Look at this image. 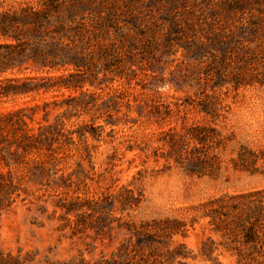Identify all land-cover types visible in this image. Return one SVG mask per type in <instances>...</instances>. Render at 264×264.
Masks as SVG:
<instances>
[{
  "label": "rangeland",
  "instance_id": "1",
  "mask_svg": "<svg viewBox=\"0 0 264 264\" xmlns=\"http://www.w3.org/2000/svg\"><path fill=\"white\" fill-rule=\"evenodd\" d=\"M38 1L0 0V11ZM62 1L44 44L63 42L79 68L21 63L24 73L6 78L73 88L0 99V115H27L0 123V264H264L263 233L249 251L212 218L264 192V68L247 59L264 63V0ZM60 25L72 29L59 36ZM45 104L48 121L43 110L28 118ZM58 118L65 134L85 136L75 133L58 172L42 176L33 167L42 157L14 142ZM190 127L207 129L196 145L210 157L204 174L169 147ZM135 178L137 199L116 201Z\"/></svg>",
  "mask_w": 264,
  "mask_h": 264
},
{
  "label": "trees",
  "instance_id": "2",
  "mask_svg": "<svg viewBox=\"0 0 264 264\" xmlns=\"http://www.w3.org/2000/svg\"><path fill=\"white\" fill-rule=\"evenodd\" d=\"M62 2V0H40L37 9L27 6L18 10L0 11V99L40 94L42 91L46 93L51 90H61L62 88L70 90L73 88V85L65 82L66 80L54 85L44 82V78L30 77L24 80L6 78L9 74L24 73V70L20 67L23 65H17L21 63L32 64L37 72L59 70L58 66L66 67L68 65L79 68L76 59L70 61L63 59V55H61L65 51L63 42L44 44L43 35L47 29L46 26L50 23L51 18L62 9ZM76 28L75 33H77ZM68 29L72 28L60 25L55 33L61 36ZM69 41L72 44L75 43L73 38ZM259 51L261 55H264V48L259 49ZM247 59L252 65L261 64L264 68V63L259 61V54L252 52ZM25 69H28V67ZM257 82L262 86L264 85V72L260 74V79L257 78ZM48 106V104L35 106L31 109L32 115L28 118L34 121L35 116L43 110V120L48 121L50 113ZM73 108L76 109L77 106ZM156 110L157 113H160L158 108ZM202 112L208 114L205 109ZM25 116L27 117L26 109H19L0 115V123L10 121L16 125L26 124ZM15 117L17 120H15ZM38 124L40 126L36 134L30 137L24 134L23 139L15 141L14 144L17 150L26 153L35 151L38 156L42 157L41 161L33 162V167L39 174L42 176L55 175L58 172L59 164L66 159V147L75 144L73 135L77 133L79 138L85 135L77 131L65 134L64 122L59 118L55 124L41 125L40 122ZM206 130L204 127H190L171 134L170 150L180 152V157L188 159V170L191 175L204 174L197 168L205 165L210 160L209 155L201 153V151L198 152L201 148L196 146H203L206 143V134L204 135ZM92 137L94 139L98 138L95 135H92ZM190 141L194 143V146H192L191 151H187L186 147L189 146ZM55 145L57 146L54 147ZM183 151L185 152L184 155L182 154ZM88 156L90 155L88 154ZM136 181L135 178L129 186L123 187L115 197L116 201L122 203L119 200L120 197L124 198L126 202L135 201L137 198L134 190L138 188L131 186H135ZM214 212L212 218L219 220L218 222L215 221L219 231L224 232L227 236L240 239L242 245L249 251L257 250L261 239L260 234L263 233L264 235V192L231 199L221 204L219 209ZM250 259L255 260L254 253L250 255Z\"/></svg>",
  "mask_w": 264,
  "mask_h": 264
}]
</instances>
